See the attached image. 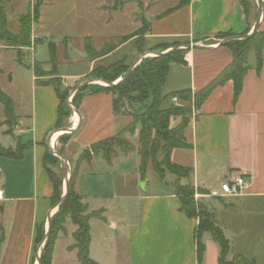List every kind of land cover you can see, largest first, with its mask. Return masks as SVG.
<instances>
[{
  "label": "crops",
  "instance_id": "obj_1",
  "mask_svg": "<svg viewBox=\"0 0 264 264\" xmlns=\"http://www.w3.org/2000/svg\"><path fill=\"white\" fill-rule=\"evenodd\" d=\"M252 2L246 18L241 0H186L172 13L159 17L175 5L150 19L141 49H132L129 55L121 52L137 39L133 37L107 55L92 60L86 55L78 61L77 68L71 69L72 73L63 71L72 66L65 57L67 63L57 67V75L65 88L74 89L95 69L119 61L131 66L139 56L155 48L165 53L174 45L196 44L200 47L183 53L184 64H170L161 96L182 90L195 93L232 61L227 47L203 43L222 33H251L259 6L264 8V0ZM258 30L264 31V10ZM106 45L93 48L99 52ZM80 49L85 53L83 41ZM248 64L236 99L233 83L227 81L214 89L198 109H192L184 132L191 148L174 149L170 159L191 168L190 183L203 192L195 201L211 210L213 220L230 242L228 259L240 256L250 264H264V55L260 69L256 68L254 53L249 54ZM30 89V111L17 122L15 133L22 144L31 143V147L20 160L0 157L5 168L0 169V264H32L33 260L37 264L35 227L43 225L46 230L47 217L57 210L52 209L53 189L44 168V155L63 134L54 129L59 101L51 86L35 84L33 74ZM78 114L73 112L67 122L72 130L63 148L68 173L83 148L114 136L129 124L127 116L114 114L112 95L104 91L84 92ZM179 120L172 119L171 125ZM131 138L137 139V133L127 138L130 143ZM132 145V152L119 153L110 164L99 155L78 169L74 191L83 197L88 213H101L100 218L89 220V259L94 264H197V219L180 212L172 180L159 181L150 168L141 180L137 140ZM235 175L246 179V188L223 195L221 183ZM75 230L69 220L64 223L54 244L51 264H79L77 250L69 249L74 244ZM203 243V264H218L217 244L207 235Z\"/></svg>",
  "mask_w": 264,
  "mask_h": 264
},
{
  "label": "trees",
  "instance_id": "obj_2",
  "mask_svg": "<svg viewBox=\"0 0 264 264\" xmlns=\"http://www.w3.org/2000/svg\"><path fill=\"white\" fill-rule=\"evenodd\" d=\"M186 0L180 2L172 8L162 12L159 17L166 16L184 5ZM241 5L246 18L252 9V0H241ZM33 22L38 20L37 5L33 9ZM25 17L20 18V29L17 34H11L6 28L4 17L0 18V42L7 46L14 44H28L31 35L30 21H24ZM139 32V31H138ZM138 32L123 36L119 44H123L129 39L136 37L138 41H143V35L138 36ZM246 35V34H245ZM235 37L231 33H222L216 36L217 40H225ZM115 46H104L97 52L91 42L90 37H86L83 42V49L88 59L92 60L112 52ZM177 46V45H174ZM173 46V47H174ZM223 46L231 51L232 61L204 88L192 93L190 90H182L161 96V89L168 74L169 66L172 63L184 64L183 53L186 49H177L165 55L144 58L131 71L129 76L115 86L101 87L90 85L77 91L71 98V105L78 111L79 99L84 92L92 94L97 91H104L112 95V106L115 115L131 116V122L112 137L99 140L83 148L69 173L68 189L64 200L57 207L56 212L51 216L50 229L39 254V264H51L54 244L58 233L64 230V223L69 220L76 230L73 233L74 244L69 249H76L79 264H94L88 256L90 242L89 220L92 217L100 218L101 213H88L87 206L83 202V197L74 191V182L80 165L84 162L89 163L94 157L101 156L108 164L112 159L120 154H128L135 148L126 139L125 135H133L136 128L137 132V154L140 159L139 175L144 180L147 169L150 168L159 181H165V175L174 176L170 185L174 189L175 195L180 201V212L189 219H197L194 229V241L196 247V263L203 264L204 243L203 237L207 235L218 246V264H250L245 258L232 256L230 253V242L224 236L222 229L212 218L211 210L205 206L197 204L195 194H203L200 190H195L190 183L192 174L191 168L183 167L173 163L170 159L174 149H190L191 145L186 142L184 132L187 129L192 109H198L207 99L210 93L227 81H232L234 99H236L242 88V80L249 69L248 56L254 53L256 57V68L260 69L264 55V31L255 30L249 38L235 39L227 41ZM49 48V71L41 72L37 65L33 67L35 84L38 86H51L54 89L59 101L57 118L54 126L55 130L65 128L63 120L68 119L72 114V109L67 104L69 93L73 89L65 88L62 79L57 75L56 46L50 42ZM159 48L151 52H161ZM130 66H125L123 61L115 62L105 68L95 69L86 77V81L99 80L104 83H113L128 71ZM48 78L47 81L40 80ZM176 97L178 104L171 102ZM169 107L160 108V103L168 102ZM124 103H127L133 111L129 114L125 110ZM0 104L3 106L5 120L1 125L9 121L4 135L12 136L15 125L14 113L11 100L0 90ZM179 118L176 125H171L173 118ZM65 135V134H64ZM69 135L61 136L59 142L68 141ZM16 148L3 147L0 145V157L20 160L23 153L30 149L31 143L22 144L19 138L15 139ZM61 155V153L59 152ZM58 160L47 151L44 155V168L52 184L51 202L54 205L62 196V180L52 170L51 166H56ZM184 180V183H181ZM45 230L43 225H37L34 233V250L37 251ZM34 261V260H33ZM32 261V264H33Z\"/></svg>",
  "mask_w": 264,
  "mask_h": 264
},
{
  "label": "rangeland",
  "instance_id": "obj_3",
  "mask_svg": "<svg viewBox=\"0 0 264 264\" xmlns=\"http://www.w3.org/2000/svg\"><path fill=\"white\" fill-rule=\"evenodd\" d=\"M177 1L178 0H0V18H5L6 28L11 34L15 35L19 32L21 17H25L24 21H30L31 27V35L28 44L7 46L4 42H0V90L11 100L15 119L12 136L4 135L9 121H7L5 125H1L5 117L3 106L0 104V145L11 149L16 148L15 139L18 138L15 133L17 122L23 120L24 115L29 113L31 108L30 88L33 67L37 65L41 72L51 69L48 62H42L49 61L48 44L50 42L56 46L57 67L67 63L64 61V58L68 57L72 66L64 68L63 71L66 70L67 73H72L73 70L78 67V61L84 59L87 55L86 52L84 53L80 49L82 41L84 42L86 37L91 38L93 47H103L105 42L107 46L119 45L123 36L138 31V36L146 33L150 19L156 17L166 8L174 6ZM36 5L38 9V20L34 23L33 9ZM219 41L221 40H217L216 37H213L209 41L204 42L203 45L214 46L217 45ZM142 47L143 41L135 39L134 42L126 45L121 52L126 55L128 53L129 55L132 49H141ZM153 57V55H147L144 58ZM132 66L133 64L130 68ZM40 80L47 81L48 78L43 77ZM93 85L95 84H90V87ZM99 86L106 87L104 84ZM169 104L170 100L165 103L161 102L160 108L166 109L169 107ZM124 105L125 110L129 114H132L133 111L130 109L129 105L127 103H124ZM127 117L130 123L132 118L131 116ZM68 119L63 120L65 128H68ZM137 132L138 129L136 128L135 133ZM65 135H60L57 139L58 143L53 145V150L58 152V154L60 152L62 157L64 156L63 148L70 140V135L68 134V141L60 143L59 138ZM133 135L127 134L125 137L127 139ZM130 140L131 144H135L137 139L131 138ZM52 156L58 160V164L55 167H51L62 180L63 189V163L53 154ZM73 165L74 163L71 162L72 168ZM0 169H5L2 163H0ZM71 171L72 169L70 173ZM165 179L173 181L174 176L166 174ZM181 183H184V180H181ZM2 185L3 179L0 178L1 188ZM197 204L205 205L203 203Z\"/></svg>",
  "mask_w": 264,
  "mask_h": 264
},
{
  "label": "water",
  "instance_id": "obj_4",
  "mask_svg": "<svg viewBox=\"0 0 264 264\" xmlns=\"http://www.w3.org/2000/svg\"><path fill=\"white\" fill-rule=\"evenodd\" d=\"M263 6L260 5L259 6V14H258V19L256 20L255 24H254V27H253V31L249 34H246V35H242V36H235V37H231V38H228V39H225V40H221L218 42L217 46H223L227 41H230V40H235V39H246V38H249L250 35L258 29V26H259V19H260V16L262 15L263 13ZM200 46L196 45V44H183V45H177V46H174L172 47L171 49H169L168 51H166L165 53H158V52H147L141 56H139L137 58V60L134 62L133 66L131 68L128 69V71L124 74V76L120 79H118L116 82H113V83H104L102 81H99V80H90V81H85L83 82L82 84H80L79 86H77L76 88H74L73 90L70 91L69 93V96L67 98V104L69 105V107L72 109V111L77 114H78V111L71 105V100H70V97L73 96L77 91H79L80 89H82L83 87L85 86H88L90 84H96V83H100V84H104L106 86H115L116 84L124 81L128 76L129 74L131 73V71L138 65V63L141 61L142 58L146 57L147 55H153V56H160V55H165L169 52H172V51H175L177 49H196ZM57 132H62L63 134H70L72 133V130L68 129V128H62L60 130H56ZM50 148V153L53 154L54 156H56L57 158H59L62 163H63V168H64V181H63V184H64V192L60 198V200L55 203L52 207V209H56L60 204L61 202L64 200L65 198V195L67 194V189H68V180H69V173H68V167H67V161L60 155L58 154V152H56L55 150H53L51 148V146H49ZM50 219H51V216L49 215L47 217V228L45 230V234H44V237L42 238L41 240V243L39 244L38 248H37V252H36V255H35V260H36V263L39 264V255H38V250L42 247L46 237L48 236V233H49V229H50Z\"/></svg>",
  "mask_w": 264,
  "mask_h": 264
},
{
  "label": "built area",
  "instance_id": "obj_5",
  "mask_svg": "<svg viewBox=\"0 0 264 264\" xmlns=\"http://www.w3.org/2000/svg\"><path fill=\"white\" fill-rule=\"evenodd\" d=\"M262 2L263 0H259ZM72 96L70 97L71 100ZM171 102L174 104H178V100L176 97L171 99ZM53 149V147L51 146ZM246 188V179L241 175H235L233 177H229L221 183L220 190L223 195H231L240 193L242 190ZM195 200L197 199V194L194 195Z\"/></svg>",
  "mask_w": 264,
  "mask_h": 264
}]
</instances>
